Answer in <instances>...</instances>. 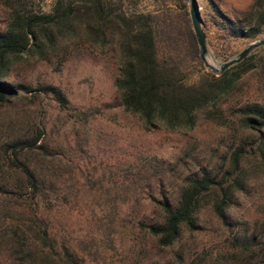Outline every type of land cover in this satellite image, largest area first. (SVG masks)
Segmentation results:
<instances>
[{"label":"rangeland","instance_id":"1","mask_svg":"<svg viewBox=\"0 0 264 264\" xmlns=\"http://www.w3.org/2000/svg\"><path fill=\"white\" fill-rule=\"evenodd\" d=\"M55 1L0 0V28L7 26L10 6L48 13ZM247 1L196 2L208 53L217 63L264 35L261 31L252 39L231 36L215 10L237 20L252 0ZM109 2L113 9L127 14L156 10L153 0ZM167 7L172 6L167 3ZM63 49L44 59L25 57L11 65L6 79L30 85L33 90H20L21 95L0 106V145L5 135L17 129L31 132L33 122L43 128L37 142L44 149L36 148L27 156L31 165L36 163L38 170L49 173L53 180L52 196L47 202L51 232L57 239L69 241L82 256L83 264H147L149 258H157L161 264L168 259L171 252L154 248L136 222L157 219L154 200L163 194H176L182 177L199 165L221 175L231 150L238 148L242 140L245 144L237 173L242 188L234 191L227 213L233 228L264 233L260 227L264 224V147L257 132L237 126L236 118L226 111L216 122L201 118L187 132H166L162 127L144 130L139 119L123 111L119 103L113 84L117 76L116 48L74 40ZM200 73V69H193L186 82L196 80ZM39 83L59 86L67 96V107H60L51 93L36 89ZM252 83V78L245 77L237 100L251 94ZM83 111H89L88 115ZM23 220L28 222L26 217ZM197 224L199 228L192 236L183 233L182 242L195 254L203 252L214 257L224 251L230 235L209 206L201 208ZM140 250L143 258L135 256ZM0 264L15 263L0 255Z\"/></svg>","mask_w":264,"mask_h":264},{"label":"trees","instance_id":"2","mask_svg":"<svg viewBox=\"0 0 264 264\" xmlns=\"http://www.w3.org/2000/svg\"><path fill=\"white\" fill-rule=\"evenodd\" d=\"M153 2L155 11L129 14L113 9L109 0H56L48 13L10 6L7 26L0 28V106L11 103L21 95L20 90H33L30 85L6 79L14 62L58 54L74 40L99 47L111 44L118 57L113 84L119 103L123 111L139 119L144 130L162 127L166 132H187L201 118L216 122L226 111L236 118L237 126L257 132L264 147V46L215 75L204 70L198 57L186 0ZM215 10L231 36L252 39L264 31V0H252L237 20ZM200 26L204 32L201 22ZM196 68L201 73L187 83ZM245 77L252 78L253 90L244 100H237ZM36 89L51 93L60 107H67V96L59 86L39 83ZM43 133L40 124L33 122L31 132L17 129L1 142L0 255L15 264H83L76 248L51 232L47 202L53 180L49 173L38 170L36 163L31 165L27 156L36 148L44 149L37 142ZM244 142L231 150L221 175L199 165L182 177L176 194L154 200L157 219L136 222L154 248L171 252L161 264H264V233L233 228L227 213L234 191L242 188L237 173ZM205 205L230 235L224 251L214 257L195 254L182 242L184 232L192 236L199 228L198 213ZM15 215L18 221L10 220ZM137 255L143 258V251ZM157 260L149 258L147 264H158Z\"/></svg>","mask_w":264,"mask_h":264},{"label":"water","instance_id":"3","mask_svg":"<svg viewBox=\"0 0 264 264\" xmlns=\"http://www.w3.org/2000/svg\"><path fill=\"white\" fill-rule=\"evenodd\" d=\"M197 0H187L186 8L189 17V25L192 30V33L195 38V43L197 46L198 57L201 61L203 68L215 75L221 74L224 70H226L229 66L240 62L242 59L247 57L254 49L264 46V35H260L256 39L247 43L242 47L237 53L229 57L224 62L217 63L214 61L207 50L206 39L204 32L200 26V17L198 12V7L196 4Z\"/></svg>","mask_w":264,"mask_h":264},{"label":"crops","instance_id":"4","mask_svg":"<svg viewBox=\"0 0 264 264\" xmlns=\"http://www.w3.org/2000/svg\"><path fill=\"white\" fill-rule=\"evenodd\" d=\"M249 1V0H248ZM248 1L246 3H248Z\"/></svg>","mask_w":264,"mask_h":264}]
</instances>
